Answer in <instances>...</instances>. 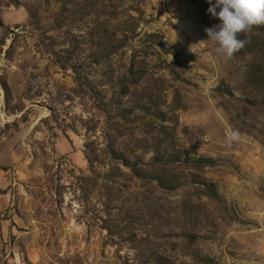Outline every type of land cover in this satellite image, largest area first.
I'll return each instance as SVG.
<instances>
[{
  "label": "rangeland",
  "instance_id": "rangeland-1",
  "mask_svg": "<svg viewBox=\"0 0 264 264\" xmlns=\"http://www.w3.org/2000/svg\"><path fill=\"white\" fill-rule=\"evenodd\" d=\"M208 8L0 0V262L264 264V34Z\"/></svg>",
  "mask_w": 264,
  "mask_h": 264
},
{
  "label": "clouds",
  "instance_id": "clouds-1",
  "mask_svg": "<svg viewBox=\"0 0 264 264\" xmlns=\"http://www.w3.org/2000/svg\"><path fill=\"white\" fill-rule=\"evenodd\" d=\"M208 12L220 23L205 28L208 39L217 47L216 53L226 60L242 50L254 28L264 26V0H207ZM219 9V11H217ZM243 35L244 38H239ZM239 131L229 129L226 142L231 144L239 139Z\"/></svg>",
  "mask_w": 264,
  "mask_h": 264
},
{
  "label": "trees",
  "instance_id": "trees-1",
  "mask_svg": "<svg viewBox=\"0 0 264 264\" xmlns=\"http://www.w3.org/2000/svg\"><path fill=\"white\" fill-rule=\"evenodd\" d=\"M213 3H215V0H213ZM217 11H219V9H217ZM219 23H220V21H219ZM253 31H259V32L264 34V26L254 28ZM207 187H209V190H211L210 195L213 196L214 198H218V193L215 190V188L213 187V185H208ZM210 187H212V188L210 189Z\"/></svg>",
  "mask_w": 264,
  "mask_h": 264
},
{
  "label": "built area",
  "instance_id": "built-area-1",
  "mask_svg": "<svg viewBox=\"0 0 264 264\" xmlns=\"http://www.w3.org/2000/svg\"><path fill=\"white\" fill-rule=\"evenodd\" d=\"M0 264H4L3 262H0ZM16 264H26L25 262L21 263L20 261L17 262Z\"/></svg>",
  "mask_w": 264,
  "mask_h": 264
}]
</instances>
